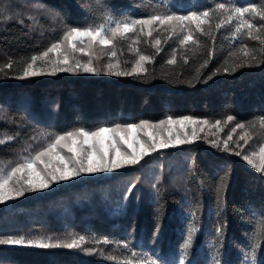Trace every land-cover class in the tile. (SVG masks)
<instances>
[{
	"label": "trees",
	"instance_id": "16d2710c",
	"mask_svg": "<svg viewBox=\"0 0 264 264\" xmlns=\"http://www.w3.org/2000/svg\"><path fill=\"white\" fill-rule=\"evenodd\" d=\"M28 2L40 3L42 7L33 6L31 10H44L46 14L40 17L29 12ZM217 2L164 0L179 14L206 9ZM236 3L259 5L260 0ZM160 7L159 0L0 3V9L20 12L0 17V105L6 107L8 115L0 121V140L5 141L0 145V169L6 172L22 157L39 150L47 142V133L77 127L91 130L115 123L157 122L169 115H191L211 123L220 119L221 125L231 127L237 121L244 122L245 129H238L243 134H264L258 121L256 127L247 123L264 116V63L223 73L224 67L231 71L239 62L243 54L238 49L243 44L258 59H264V45L248 37L246 29L240 33H234L231 26L213 30L214 42L200 37L198 47L177 45L176 37L168 39V33L161 30L154 33V37L159 35L163 49L158 54L152 38L141 36L139 43L132 45L133 50L129 49L131 41H118L121 70L130 69L137 58V47L142 54L153 56V63L146 65L148 74L142 77L62 73L16 78L33 54L61 36L66 24L102 23L106 12L113 17L139 18ZM254 34L264 38V33ZM174 48L175 66L166 64ZM208 52L212 58L207 67L201 68ZM10 61L9 69L5 66ZM217 67L221 72L207 83L193 79L198 69L203 80ZM227 115L235 120L227 122ZM129 168L121 179L114 172L89 175L0 205V237L51 236L55 242L70 239L69 234L83 235L89 240L84 248H103L104 255L77 249L0 245V264H149L148 257L161 264H246L244 256L250 250L253 231L264 240V173L223 150V146L196 141L176 155L160 153ZM226 175L228 186L221 200L215 188ZM132 185L135 187L129 193ZM194 223L199 231L185 257L183 245ZM220 228L222 238L217 233ZM104 237L113 242L127 241L142 255L132 257L121 245L111 252L115 261L106 259L114 245L103 244ZM255 264H264V243L257 250Z\"/></svg>",
	"mask_w": 264,
	"mask_h": 264
},
{
	"label": "snow or ice",
	"instance_id": "6c2138e0",
	"mask_svg": "<svg viewBox=\"0 0 264 264\" xmlns=\"http://www.w3.org/2000/svg\"><path fill=\"white\" fill-rule=\"evenodd\" d=\"M161 7L145 14L142 17L123 15L113 17L110 13H105L104 22L98 24H87L83 26L65 25L61 36L52 42L46 49L38 54H33L29 62L22 69V74L16 78L26 79L43 75L55 76L58 73H87V74H107L112 76H146L149 68L146 65L153 63V56L144 55L137 47L134 49L137 58L132 63L129 70H121V62L117 58V42L131 41L132 45L138 44L141 36L152 38V46L156 48V54L162 51L161 39L159 35L154 37V33H161V30L168 33V39L176 37L175 43L181 46L189 44L198 47L201 43L200 37L209 38L214 42L213 30L222 28L231 29L234 33H240L246 29V35L252 40H258L260 45H264V38L254 33H264V0L260 4H249L247 6L238 5L236 0H223L213 6L202 10H190L184 14H179V10L169 7L164 0H159ZM247 16V18H246ZM258 18V20H257ZM28 19H33L28 17ZM213 20L216 22L213 24ZM255 21V22H254ZM23 23V20L19 21ZM235 22V23H233ZM198 34V35H197ZM242 57L230 71L228 67L223 68V73L232 74L243 67L255 66L264 63V59L252 54L247 44L239 47ZM87 57L86 60L77 58ZM235 53H230L234 55ZM108 59L103 64L99 61L104 56ZM211 52L207 53V58L200 65L201 68L207 67ZM38 61L43 62L38 66ZM187 64L188 60L184 59ZM224 63H227L225 59ZM166 64L175 66L177 59L175 48L173 54L166 61ZM5 67L11 68L10 61ZM221 72L217 67L208 73L203 80V75L199 69L193 77L197 82L207 83L214 75ZM194 86V85H193ZM235 117L227 115L226 121L233 122ZM257 121L261 128H264V116L248 121V125L256 127ZM222 121L215 120L210 123L207 119L195 118L191 115L173 117L171 115L157 122L141 120L135 123H115L112 125H102L95 129H85L77 127L62 133H47V142L29 156L22 157L20 162L10 170L0 169V203H6L21 198L25 193H34L50 189L54 184L68 182L84 175H96L111 173L126 167H135L141 164L146 157L152 154L173 149L176 147L190 145L201 139L199 133L204 131V126H210L223 131ZM244 122L237 121L232 128V132L237 129H245ZM156 130L149 132L148 130ZM143 132L146 139H141L140 133ZM166 133V134H165ZM135 135V139L133 136ZM247 133L241 134L239 140L246 141ZM50 137V139H48ZM11 139V138H9ZM232 141L229 134L223 142V150H229L228 142ZM5 143L0 140V145ZM213 146L220 147L219 140L212 141ZM261 143V142H258ZM236 147L243 150V146L236 142ZM240 156L239 151L234 153ZM259 157L260 163L257 164L254 157ZM250 166L264 173V146L259 147V152L253 150L251 155L241 157ZM228 186L227 175L220 179L215 192L218 199H223ZM132 185L128 189L130 193ZM195 215V214H193ZM264 216V213H262ZM199 229L195 226L190 227L187 235V242L183 245L184 256L187 257L188 249L192 246L193 238ZM218 236L223 237L222 228L217 230ZM70 239H56L53 242L51 236H40L26 239L23 235L18 237H0V245L48 248L77 249L89 253L96 252L104 255L105 249L84 248L89 243L88 238L83 235L73 236ZM100 243V241H97ZM105 245H114L113 249L108 250L106 259L115 261L116 257L111 252L122 245L132 257L142 255L132 247L127 241H110L107 237L102 238ZM264 240L257 238L255 230L252 234L250 250L245 253L244 259L251 264H255L257 250L260 249ZM149 264H161V261L153 257H148ZM183 264V262H181Z\"/></svg>",
	"mask_w": 264,
	"mask_h": 264
},
{
	"label": "rangeland",
	"instance_id": "374dc122",
	"mask_svg": "<svg viewBox=\"0 0 264 264\" xmlns=\"http://www.w3.org/2000/svg\"><path fill=\"white\" fill-rule=\"evenodd\" d=\"M7 1H13V0H0V3H5ZM33 6L42 7L40 3L28 2V10H29V12L34 13V14H37L40 17L46 14V11H44V10H39V11H33V10H31V7H33ZM13 13H18L19 14L20 12L18 10H16V9H0V17H3V18H8ZM77 58L82 59V60H86L87 59V57H81L78 54H77ZM107 59H108V57L105 55L103 57V60L99 61V64H103L104 62L107 61ZM42 64H43V62L38 61V66H40ZM58 74H62V73H58ZM65 74H76V75H82V76H85V75H93V74H87V73H82V72H78V73H65ZM101 75L105 76L107 74H100V76ZM47 76H50V75H43V76H38V77H33V78H42V77H47ZM110 77H116V76H110ZM117 77H125V76H117ZM6 113H7L6 107L3 106V105H0V121L2 119H4V118H7L8 115H6ZM221 127L223 128V131H220L219 129L213 128V127H210V126H204V131L201 132V133H199L201 139H199L197 141H206L209 144H213L212 141L219 140L220 145L223 146V142L227 139V136L229 134H231L232 135V141H229L228 142L229 151L234 156H236V157H238L240 159H242L241 157L243 155H251V151H253V150L257 151V153H258L259 152V147L260 146H264V134L263 133H261V134H259L257 136H250L249 134H247V136H246V141L247 142L245 143V141L242 142V140H239V136L241 134H243L242 132H240V130L237 129L236 132L233 133L232 132V128L233 127H231L230 125H228V126L221 125ZM148 131L149 132H153V131H156V130H151L150 129ZM140 136H141V139H146V137L144 136L143 132L140 133ZM133 139H135V135L133 136ZM236 142H238L240 145L243 146V150H241V148L236 147ZM258 142H261V143H258ZM185 146L186 145L180 146V147H176V148H173V149H168V150L162 151L160 153H169L171 156L172 155H176V153L178 151H181V152L184 151ZM237 151H239L241 153L240 156H237V155L234 154ZM160 153L152 154L151 157H153L155 155H158ZM151 157H146L145 159H151ZM253 159H255V161H256L257 164L260 163V160H259V157L258 156L257 157H254ZM243 161H245V160H243ZM245 163H247V162L245 161ZM250 167H252V166H250ZM127 169H130V168L129 167H126V168H123V169H120V170H117V171H113L114 174H116L115 177H117L118 179L123 178L125 176L123 171H125ZM105 174H107V173L96 174V175H93V176L105 175ZM85 176H89V175H84L82 177H85ZM82 177H80V178H82ZM80 178H75V179H73L71 181L78 180ZM71 181H68V182H71ZM120 182L122 183V182H124V180H120ZM61 183H63V182H61ZM61 183H59V184H61ZM55 185H57V184H54V186ZM31 194H33V193H25V195H31ZM21 198H24V197H21ZM2 204H4V203H0V205H2Z\"/></svg>",
	"mask_w": 264,
	"mask_h": 264
}]
</instances>
